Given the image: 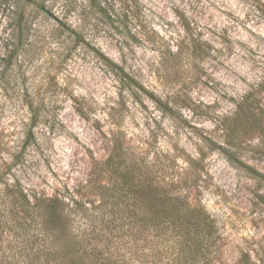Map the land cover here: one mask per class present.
Listing matches in <instances>:
<instances>
[{
    "label": "rangeland",
    "instance_id": "374dc122",
    "mask_svg": "<svg viewBox=\"0 0 264 264\" xmlns=\"http://www.w3.org/2000/svg\"><path fill=\"white\" fill-rule=\"evenodd\" d=\"M238 104L264 109V0H0V163L27 189L96 202L116 142L154 171L201 158L208 264H264V131L239 125L226 145Z\"/></svg>",
    "mask_w": 264,
    "mask_h": 264
},
{
    "label": "trees",
    "instance_id": "16d2710c",
    "mask_svg": "<svg viewBox=\"0 0 264 264\" xmlns=\"http://www.w3.org/2000/svg\"><path fill=\"white\" fill-rule=\"evenodd\" d=\"M13 5L12 28L19 31L13 39L19 44L23 10ZM105 59L116 75L133 81ZM26 104L35 120L32 101ZM237 108L243 112L237 126L226 123L221 129L226 145L242 133L239 125L264 131V109ZM218 149L228 155L224 147ZM167 160V170L148 169L116 142L105 161L112 182L101 186L96 202L27 189L2 161L0 264H208L217 228L199 197L202 159H185V167L176 166L174 156Z\"/></svg>",
    "mask_w": 264,
    "mask_h": 264
}]
</instances>
